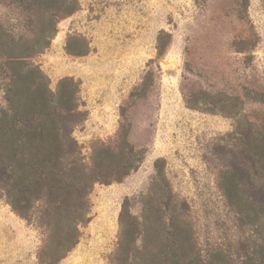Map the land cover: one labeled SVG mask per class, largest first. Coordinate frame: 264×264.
I'll use <instances>...</instances> for the list:
<instances>
[{"label": "rangeland", "instance_id": "1", "mask_svg": "<svg viewBox=\"0 0 264 264\" xmlns=\"http://www.w3.org/2000/svg\"><path fill=\"white\" fill-rule=\"evenodd\" d=\"M7 1L0 0V21L29 33V16ZM75 7L32 59L53 92L62 79L75 88L76 109L61 122L66 145L75 146L69 160L90 168L94 148H116L123 131L143 158L122 180L93 185L79 242L55 264H114L125 202L129 221L142 215L157 162L165 175L157 208L189 229L195 255L264 264L256 253L264 227L244 219L219 184L221 170L236 165L244 174L264 160V0H76ZM4 83L0 73V116ZM45 211L39 200L30 219L18 214L0 185V264H46L38 257ZM162 235L174 239L168 229Z\"/></svg>", "mask_w": 264, "mask_h": 264}, {"label": "trees", "instance_id": "2", "mask_svg": "<svg viewBox=\"0 0 264 264\" xmlns=\"http://www.w3.org/2000/svg\"><path fill=\"white\" fill-rule=\"evenodd\" d=\"M7 2L29 16V33H18L9 21H0V73L7 102L0 116V185L13 210L27 219L33 202L44 200L46 238L38 257L42 263L55 264L79 242L80 225L90 219L88 199L93 185L122 180L138 166L143 152L127 143L123 131L116 148H94L90 168L79 158L69 160L75 146L66 145L61 122L76 109L75 88L68 90L71 82L62 79L53 92L32 59L49 47L58 19L76 9V0ZM158 52L162 55L165 50L158 47ZM188 104L194 106L190 100ZM156 169L151 187L141 196L142 215L129 221L125 202L114 264H230L226 256L216 255L204 263L193 253L189 229L157 208L163 194L156 188L165 175L158 162ZM219 184L244 219L264 227V160H253L250 172L244 174L236 165L221 170ZM164 229L174 235L172 241L164 240ZM257 246L256 253L264 254V237ZM244 264L261 263L250 257Z\"/></svg>", "mask_w": 264, "mask_h": 264}]
</instances>
